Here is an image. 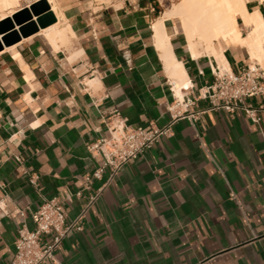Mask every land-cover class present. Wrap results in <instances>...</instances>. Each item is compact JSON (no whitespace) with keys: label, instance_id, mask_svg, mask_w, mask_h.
Instances as JSON below:
<instances>
[{"label":"crops","instance_id":"obj_1","mask_svg":"<svg viewBox=\"0 0 264 264\" xmlns=\"http://www.w3.org/2000/svg\"><path fill=\"white\" fill-rule=\"evenodd\" d=\"M38 1L20 0L13 14ZM54 1L61 18L45 0L55 23L0 51V264H10L18 231L34 230L31 214L44 202L61 201L70 223L94 195L81 230L44 264H264V97L243 100L252 117L212 103L215 58L193 59L179 21L164 18L181 0L164 10L163 0ZM254 8L264 17V3ZM54 29L65 30L63 43L48 39ZM164 32V51L189 81L181 96L193 104L169 136L85 189L82 177L101 162L86 146L106 136L114 113L129 128H162L176 116ZM227 48L230 70L249 64L246 49Z\"/></svg>","mask_w":264,"mask_h":264},{"label":"built area","instance_id":"obj_2","mask_svg":"<svg viewBox=\"0 0 264 264\" xmlns=\"http://www.w3.org/2000/svg\"><path fill=\"white\" fill-rule=\"evenodd\" d=\"M216 66V65H215ZM213 84L210 88L214 92L209 98L216 107L227 112L234 113L244 110L245 114L252 117L254 110L243 105V100L253 97H264V68L259 64H247L239 71H219L217 66L211 68ZM193 103L189 100H175L168 108L170 113H176L173 121L162 128L153 126L129 128L126 120L114 113L106 120L104 126L106 136L89 143L86 148L93 157L100 158V165L89 176L82 177L84 188L90 185L91 178L100 179L104 170L109 169V181L116 175L120 168L131 161L136 160L140 154L154 146L161 137L170 135V126L178 118V112L187 109ZM202 112L189 114L188 120L196 121V117ZM258 120L255 119L254 122ZM37 176L30 177V183L37 185ZM76 198L81 196V192L75 194ZM97 195L91 197L80 214V216L70 223L65 221L62 202L53 199L44 202L38 210L31 214L34 230L28 231L22 227L18 231L15 241V251L12 254L10 264H44L53 260L54 251L60 246L63 238L71 230H81V220L88 211ZM66 202H71L67 197ZM44 237H50L44 240Z\"/></svg>","mask_w":264,"mask_h":264},{"label":"bare ground","instance_id":"obj_3","mask_svg":"<svg viewBox=\"0 0 264 264\" xmlns=\"http://www.w3.org/2000/svg\"><path fill=\"white\" fill-rule=\"evenodd\" d=\"M47 1L52 4V10L58 19L61 18L62 15L55 1ZM249 1L181 0L169 12L166 11L167 13L164 15V18L179 21L182 34L193 59L198 58L202 54L211 53L217 62L218 70L228 72L230 68L222 55L228 46L246 49L250 58V64L264 63V17L259 13L260 10L258 11L256 8L252 10L247 9ZM255 1L264 3V0ZM19 3L20 0H0V21L7 16H11L15 12L16 7L19 6ZM158 22L161 23V21ZM240 23L246 30L245 35L241 33ZM4 34L6 35V33ZM65 34V30L54 29L47 36L51 43L56 42V40L63 43L60 40L66 38ZM167 38L165 32L157 36L160 50L163 53L162 59L164 61L165 72L173 83L177 98L182 100L180 89L188 87L189 81L181 63L175 60L171 52L167 55L164 51V40ZM252 60L254 62H251Z\"/></svg>","mask_w":264,"mask_h":264},{"label":"water","instance_id":"obj_4","mask_svg":"<svg viewBox=\"0 0 264 264\" xmlns=\"http://www.w3.org/2000/svg\"><path fill=\"white\" fill-rule=\"evenodd\" d=\"M33 17L36 18L35 22H31ZM53 23L55 17L45 0L30 5L29 9L13 14L11 18L0 22V34L9 32L0 41V51L3 46L9 47L18 42L20 36L28 37L37 32L38 28L43 29ZM15 25L19 27L18 32L13 31Z\"/></svg>","mask_w":264,"mask_h":264},{"label":"rangeland","instance_id":"obj_5","mask_svg":"<svg viewBox=\"0 0 264 264\" xmlns=\"http://www.w3.org/2000/svg\"><path fill=\"white\" fill-rule=\"evenodd\" d=\"M178 1L179 0H163V3L161 4L160 9L161 10L167 9L173 3H177ZM252 1H255V0H250L248 3L252 2ZM239 26H240L242 35H245L246 34V30L244 29L243 25L240 23ZM251 62H254V60H252ZM255 62H257V61H255ZM257 63H259V62H257ZM259 64L264 68V63H259Z\"/></svg>","mask_w":264,"mask_h":264}]
</instances>
